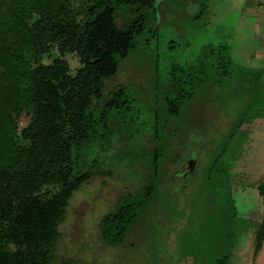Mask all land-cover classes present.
Segmentation results:
<instances>
[{
	"label": "trees",
	"instance_id": "obj_1",
	"mask_svg": "<svg viewBox=\"0 0 264 264\" xmlns=\"http://www.w3.org/2000/svg\"><path fill=\"white\" fill-rule=\"evenodd\" d=\"M154 4L155 0H0V264H52L70 202L94 177L126 183L113 211L101 218L102 233L113 236L108 246L118 248L134 227L150 223V233L160 230V207L167 196L161 190L163 176L168 184L183 179L184 186H176L175 193L188 194L196 178L211 173L214 165L207 168L201 161L202 152L207 157L203 139L200 155L188 141L178 143V148L168 144L167 152L160 146L159 130L170 127L183 104L191 102L172 97L185 94L178 78L164 91L162 115L156 110L161 128L153 124V132L144 133L140 142L121 131L117 122L130 104L123 92H114L110 99L104 96V82L120 72V62L144 32ZM120 7L137 15L125 28L116 24ZM219 53L211 50L217 67L223 59ZM69 54L78 58L73 73L65 59ZM197 65L205 71L204 62ZM219 68L216 75L230 79L227 67ZM172 76L179 74L175 70ZM20 115L29 117V123L19 132ZM129 142L135 146L125 147ZM167 157L173 162H165ZM182 165L185 171L177 173ZM125 173L133 186L125 182ZM263 242L264 212L255 254Z\"/></svg>",
	"mask_w": 264,
	"mask_h": 264
},
{
	"label": "rangeland",
	"instance_id": "obj_2",
	"mask_svg": "<svg viewBox=\"0 0 264 264\" xmlns=\"http://www.w3.org/2000/svg\"><path fill=\"white\" fill-rule=\"evenodd\" d=\"M253 3L155 0L144 32L120 62V72L104 82V96L110 99L114 92H123L130 104L117 122L121 131L140 142L144 133L153 132V124L161 128L156 124L160 120L156 110L161 116L164 91L178 78L185 94L172 97L191 102L183 104L170 127L159 130L160 146L167 152L168 144L178 148V143L188 141L194 154H199L203 139L207 157L202 152L201 161L207 168L214 166L207 176L195 179L188 194L175 193L176 186H184L183 179L168 184L169 178L163 176L161 190L167 196L160 207V230L151 234L152 224L137 225L118 248L108 246L113 236L102 233L101 218L113 211L126 183L94 177L70 202L52 264L65 259L68 264H264L262 255L254 253L264 212V135L260 137L264 134V91L256 86L260 72L251 70L253 64L247 58L256 41L242 13V8L245 11ZM136 16L120 7L116 24L125 28ZM213 49L223 57L218 67L211 59ZM257 55L252 61L256 65L261 61ZM65 59L73 73L78 58L69 54ZM199 62L206 64L205 71L198 68ZM219 67H227L229 80L216 75L222 71ZM175 70L179 76L173 78ZM28 123L29 117L20 115L18 131L26 130ZM198 132L203 137L194 134ZM130 145L135 143L125 147ZM164 160L173 162L174 158ZM182 166L177 173L185 171ZM124 179L134 185L126 173ZM163 221L166 226L161 228Z\"/></svg>",
	"mask_w": 264,
	"mask_h": 264
},
{
	"label": "crops",
	"instance_id": "obj_3",
	"mask_svg": "<svg viewBox=\"0 0 264 264\" xmlns=\"http://www.w3.org/2000/svg\"><path fill=\"white\" fill-rule=\"evenodd\" d=\"M251 1L252 3L254 2V0ZM246 10L244 11L242 8V13H244L245 18L249 20L248 22L250 23V29L254 35L253 40L256 41L255 47L251 49L247 55V58L250 60V63L253 64L251 70L260 72L259 83H257L256 86L259 88L261 87V89L264 91V2L260 3L256 0L252 4V7ZM255 54H258L257 56H260L259 58L261 60L260 62H257V65L256 63H252ZM262 135L264 134L260 133V137ZM259 253L262 255V259H264V242Z\"/></svg>",
	"mask_w": 264,
	"mask_h": 264
}]
</instances>
